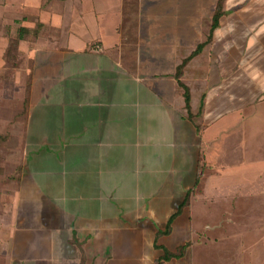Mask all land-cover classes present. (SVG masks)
Segmentation results:
<instances>
[{
	"label": "crops",
	"instance_id": "crops-1",
	"mask_svg": "<svg viewBox=\"0 0 264 264\" xmlns=\"http://www.w3.org/2000/svg\"><path fill=\"white\" fill-rule=\"evenodd\" d=\"M218 2L0 0L36 18L20 26L42 24L32 99L9 137L20 159L0 154L6 264H156L182 247L163 264H199L194 207L179 209L195 138L220 159L264 112V0H222L211 32ZM201 43L182 77L190 119L176 72Z\"/></svg>",
	"mask_w": 264,
	"mask_h": 264
},
{
	"label": "rangeland",
	"instance_id": "rangeland-1",
	"mask_svg": "<svg viewBox=\"0 0 264 264\" xmlns=\"http://www.w3.org/2000/svg\"><path fill=\"white\" fill-rule=\"evenodd\" d=\"M28 18H31L28 11L0 7V145L6 146V152L0 148V154L6 155V160L20 159L19 152H14L16 156L10 153V146H17L20 141L9 137L11 130L23 123L33 84L38 78L34 65L41 64L40 56L29 51L36 38L20 42L13 56H5L9 40ZM35 20L31 18L28 22ZM125 42L134 48V40L126 38ZM146 52H140L139 57H144ZM198 63L201 66L203 60ZM196 86L203 88L204 85L201 82ZM196 122L202 125V117H196ZM234 133V146L229 148L228 140L226 152L224 149V152L212 153L220 159H209L204 140L200 136L195 138V179L188 189V206L194 207L195 243L201 250L199 264H264V112L244 130L235 128ZM3 256L0 264H6Z\"/></svg>",
	"mask_w": 264,
	"mask_h": 264
},
{
	"label": "trees",
	"instance_id": "trees-1",
	"mask_svg": "<svg viewBox=\"0 0 264 264\" xmlns=\"http://www.w3.org/2000/svg\"><path fill=\"white\" fill-rule=\"evenodd\" d=\"M221 2H222V0H219L218 5L216 7V12H215L213 22H212L211 32H213L214 29H216V27L219 25V19H220V16L222 15ZM41 28H42L41 23H37L36 26L33 28H30L27 26H20L18 28L17 34L9 40V43L7 45V49L5 51L6 58L9 56H13L15 54V52H17L19 50V45H20V42L22 40H27V38H29L31 36L32 37H38ZM204 45H205V43L199 44L190 56L183 59L182 63L178 66L177 72H176V78L179 82V85L184 90L186 109L188 111V115H189L190 119L194 117V114L192 113V106H191V98H192L191 97V90H190V87L184 83V81L182 80V77L184 75V69H185L186 65L188 64V62L193 57L200 54ZM189 197H190V192L188 191L186 198L184 199L182 205H180L179 209H181L183 206H186L189 204ZM167 231H169V227H168ZM184 250H185V247L180 248L177 254H174V253L169 252L168 250H165L164 256L156 264H163L164 261L169 260L172 257H176V256L179 257L184 253Z\"/></svg>",
	"mask_w": 264,
	"mask_h": 264
}]
</instances>
